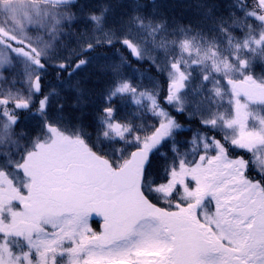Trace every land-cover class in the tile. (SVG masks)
Segmentation results:
<instances>
[{"label":"snow or ice","instance_id":"1","mask_svg":"<svg viewBox=\"0 0 264 264\" xmlns=\"http://www.w3.org/2000/svg\"><path fill=\"white\" fill-rule=\"evenodd\" d=\"M234 2L197 21L230 51L154 0L0 26V264H264V0Z\"/></svg>","mask_w":264,"mask_h":264},{"label":"trees","instance_id":"2","mask_svg":"<svg viewBox=\"0 0 264 264\" xmlns=\"http://www.w3.org/2000/svg\"><path fill=\"white\" fill-rule=\"evenodd\" d=\"M95 3H104L111 5L113 0H94ZM209 0H154V3L149 4V9L153 6L157 7L156 15L160 16L161 14H164L168 17L170 24L174 23L175 20H180L185 24L191 23L193 25L194 29H202V35L207 36L210 40L211 39H219L222 50L230 51V49H227L225 46L224 37L220 35L219 30L212 26L213 22L211 19L207 20L204 23H197L203 16H204V9L200 8L201 3H207ZM240 3V0H235V4ZM223 7V5H222ZM199 9V11H198ZM118 15H126L121 9H117ZM109 17L111 16V12L108 14ZM195 34V33H192ZM66 39L69 40L71 43L74 38L71 37V35L67 36ZM61 71L58 68L49 67V71L46 73L44 80L46 84L50 81L51 84L57 85L62 87L63 85L58 84L56 80V72ZM86 72V69L82 68L77 70L73 73L71 77H68L69 80L75 79L77 76H82ZM65 75H67V71L65 70ZM201 94L196 93L195 98H199ZM207 103H211V101H207ZM254 111L258 114L262 111L260 108H255ZM37 117H29L30 121L37 120ZM190 123H193L194 125L199 126L198 121H190ZM74 131V130H73ZM229 136L233 135L234 132L229 130L227 132ZM189 159H191L193 156L196 155V153L189 152ZM261 159H264V152L260 154Z\"/></svg>","mask_w":264,"mask_h":264},{"label":"rangeland","instance_id":"3","mask_svg":"<svg viewBox=\"0 0 264 264\" xmlns=\"http://www.w3.org/2000/svg\"><path fill=\"white\" fill-rule=\"evenodd\" d=\"M47 2L48 0H0V26H26L29 13L37 5H45ZM57 219L62 221L60 217Z\"/></svg>","mask_w":264,"mask_h":264},{"label":"flooded vegetation","instance_id":"4","mask_svg":"<svg viewBox=\"0 0 264 264\" xmlns=\"http://www.w3.org/2000/svg\"><path fill=\"white\" fill-rule=\"evenodd\" d=\"M19 182V181H18ZM52 196H53V186L51 185L50 181L45 177L44 181L41 185V200L38 204V207L46 208L50 206L52 203ZM62 220L64 219L63 216L60 217ZM14 247L20 249L24 246V242L22 240L14 241ZM68 259L67 256L60 258V264H64V262Z\"/></svg>","mask_w":264,"mask_h":264}]
</instances>
